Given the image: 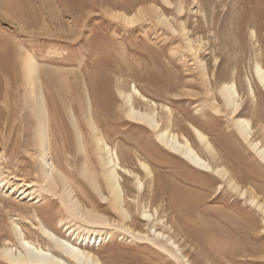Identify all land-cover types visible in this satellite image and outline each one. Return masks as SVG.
I'll use <instances>...</instances> for the list:
<instances>
[{
    "label": "rangeland",
    "instance_id": "374dc122",
    "mask_svg": "<svg viewBox=\"0 0 264 264\" xmlns=\"http://www.w3.org/2000/svg\"><path fill=\"white\" fill-rule=\"evenodd\" d=\"M263 6L264 0H0V61L6 63L0 66V246L17 243L12 219L26 238L48 244L31 225L34 210L56 233L67 237L71 231L64 224L66 211L54 199L35 202L28 195L4 193L10 187L19 191V182L45 194L34 167L33 112L37 108L24 73L28 54L38 62L42 86L46 83L58 161L66 165L61 154L65 141L72 164L70 178L83 199L109 219L97 229L111 235L94 249L104 264H264V162L240 136L217 89L223 81L236 83L243 97L237 115L250 120L252 138L264 144V91L253 74L255 61L264 66ZM159 14L168 23L160 22ZM123 16H133V21ZM180 23L188 38L202 44L200 57L208 65L205 76L187 51ZM82 78L91 90L98 130L116 149L120 163L142 180L138 185L121 174L124 191L136 200V206L130 204L136 226L129 230L79 171L85 160L91 174L102 180L95 152L90 148L86 157L76 154L66 113V85L85 106ZM247 79L252 82L253 97L247 94ZM134 86L155 102L135 96V108L154 109L163 126L186 136L212 166L229 170L246 192L232 188L212 171L189 164L161 145L145 122L128 117L120 92L128 93ZM192 127L207 136L214 153L197 140ZM140 161L159 179L158 195L148 193ZM170 187L178 200L172 208L167 201ZM160 198H165L164 203ZM141 206L150 211L158 206L171 220V230L143 220ZM77 235L82 234L74 232L73 237ZM0 264L10 263L0 256Z\"/></svg>",
    "mask_w": 264,
    "mask_h": 264
},
{
    "label": "bare ground",
    "instance_id": "6f19581e",
    "mask_svg": "<svg viewBox=\"0 0 264 264\" xmlns=\"http://www.w3.org/2000/svg\"><path fill=\"white\" fill-rule=\"evenodd\" d=\"M256 8L258 9V7ZM181 10L182 7H179L178 11L180 12ZM259 12H262V10L259 9ZM132 17L133 16H123L122 18L127 21H133ZM156 18L160 22H163L165 24L168 23L167 18L163 14H159ZM180 30L182 35L184 36V39H186L187 51L190 52V56H192L191 58L196 64V67L200 70L201 75L205 76L208 65L206 61L203 60L204 58L200 57L201 49H203L201 48L202 44H200L199 42H193L190 38H188V32H186L185 26L183 24L180 25ZM251 37H255V31L253 29H251ZM256 49L259 52L258 48ZM259 53H257V55ZM29 56L30 55L28 54L24 56L25 59L23 60V65L26 80H28L29 82L27 83L30 84L31 93L36 98L35 107L37 108V112H33L36 124L33 130L32 137L33 147L35 149L34 167L36 168V172L41 177L42 184H40V187H42L46 195L37 194V190L33 188L32 185L19 182L16 183V185H18V188H20L19 191L14 192L13 190L15 189V187H10L7 188L5 192H3L7 196H13V194H17V196L19 197L20 195H22V198L27 197L28 195V200L37 199L35 202H43V200L49 197L54 199L55 203L57 201V204L59 203V205L66 211L67 215L65 216L66 218H68V220H66L64 224H69L68 228L71 229V231L67 237L56 233L54 230L47 226L41 215L36 210H34V221H31V225L40 232L39 234H41L44 240L46 239L48 244L42 246L38 242H34L26 238L18 221L12 219L11 228L17 243L15 244L16 246L9 242L3 246H0V256L10 264H104V262L99 258L94 249H98L101 245V242L106 238V236L111 235L108 231L97 229L98 226L107 224L109 219L103 214L97 212L93 208V204L91 202L89 203V201L83 199V197L81 196L83 194L81 189L77 188L78 186H75L72 179L70 178V169H68V167L71 168L72 164L70 159L67 157L69 155L66 147L68 146V144L66 145L65 141H62L63 143L61 142L62 153L59 150L58 151L63 155V160L65 161L66 165L63 164L62 166L58 161V157L56 155L57 152L55 140L53 137L54 135L50 126V123H52V115L50 114L49 109L50 104L45 94L46 83L45 87L44 84L42 86V83H44V81H42L39 75L41 72L39 73L40 68L38 66V62ZM4 63L5 61H0V66L5 67L4 65L6 63ZM253 74L256 82L264 91V66L260 61H255ZM44 77L46 78L45 75ZM81 83L83 87L85 106L77 101L78 98H76V96L78 93H72L71 88L66 85V94L68 96L67 98H69L66 113L68 114L69 121L74 133V138L72 140L74 141L73 143L76 147V154H84L86 157L88 149L91 148L92 151L95 152L94 154H96V157L98 158L97 160H99L100 166L102 168V180H98L97 177L91 174L90 170L86 166L85 160H83V163L80 165V174L84 177V179L88 181L89 185L95 191L93 192L96 193L101 198V200H103L107 204L111 212L116 215L118 220L123 223L125 228L128 230L132 229V227L136 226V217L133 215V212H131L132 209L130 210V204L133 203L136 206V200L135 196L130 197L124 191L121 183V174H125L130 178L132 177L134 182H136L138 185H142L141 177L137 172L125 167L120 163V158L116 149L108 145V143L98 130L97 121L94 118L93 112L94 102H92L90 96L91 90L89 91V88L86 86L83 78ZM251 83V80L247 79V94L253 97L254 90ZM217 89L224 101V106H226V108L228 109L229 115L233 117L234 124L240 136L248 142L249 146L264 162V144L261 143L260 140L252 138V127L250 124V120L247 117L237 115L238 111L241 109L243 97L240 95V90L238 89L236 83L233 80L223 81ZM120 94L124 97L125 104L127 105L126 115L138 121L145 122L148 127L155 131L156 139L160 142L161 145H163L170 151L180 155L185 161H187L194 167L206 171H212L218 174L221 179L226 181L227 184H229L232 188L236 190L240 189L239 184L235 181L231 173L228 172L229 170H227L223 166H217V164H215L216 166H212L210 161L195 149L191 141L186 136L179 135L176 132L172 131L169 128V125L163 126L160 123L158 114L154 109L149 108L143 111L135 108V106L133 105V98L135 96L147 103L155 105V102L144 96L139 89L134 86L128 93L120 92ZM53 104H55V102ZM192 128L195 136L197 137V140H199L202 145H204V148L214 153L212 144L209 142L207 136L196 127ZM86 136H89V139ZM85 157L84 159H86ZM139 164L145 172V176L148 182V193L151 192V194L153 195H158L159 193H161V189L158 184L159 179H156L157 177H155L156 175L153 173V171L146 163L140 161ZM2 180L3 179L1 178L0 186L3 185ZM35 184L36 183H34V185ZM240 190H245L246 192V189ZM167 191L169 192L167 193L168 205L172 208L175 204H177L178 200L172 197V193L174 192L173 187H170ZM164 199L165 198H160V201L163 202ZM252 199L255 200L256 198L252 197ZM167 201H165L166 204ZM256 203H258V205L256 204L258 207L262 206L261 204H259V202ZM146 207L147 206H143L142 208L141 206V217L143 218V220H145L147 223L149 221H155L158 224H161L162 226L167 227L169 228V230H171V220L169 219L168 221V219H165V214H163L164 211L158 210V206L154 208L151 207L152 211L146 209ZM164 220H166L165 223ZM74 232H80L82 235L73 237ZM156 233L158 235L164 234L160 231H157ZM166 237L168 238L170 243H172L177 248V250H179L177 244L174 243L172 238L169 235H166Z\"/></svg>",
    "mask_w": 264,
    "mask_h": 264
}]
</instances>
